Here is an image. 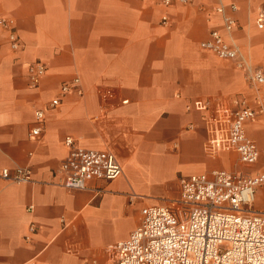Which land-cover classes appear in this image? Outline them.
Instances as JSON below:
<instances>
[{
  "label": "crops",
  "instance_id": "1",
  "mask_svg": "<svg viewBox=\"0 0 264 264\" xmlns=\"http://www.w3.org/2000/svg\"><path fill=\"white\" fill-rule=\"evenodd\" d=\"M223 2L229 12L237 4L233 35L264 70V27L256 22L264 0ZM217 3L0 0V17L15 20L21 44L13 49L0 25V264H112L115 245L139 224L141 209L178 196L182 177L239 168L236 152L206 153L199 109L203 100L238 95L255 104L244 72L201 45L212 28L223 30ZM33 62L47 66L36 87L28 74ZM76 76L83 94L62 93ZM56 97L60 103L51 107ZM37 109L45 112L41 122ZM36 126L41 132L34 135ZM246 129L261 156L255 132L264 134V114ZM68 136L85 148L111 150L121 176L92 180L85 190L57 184ZM167 159L176 162L173 189L166 178L154 180L152 166ZM18 166L31 167L34 181L2 176ZM123 222L129 226L112 239Z\"/></svg>",
  "mask_w": 264,
  "mask_h": 264
},
{
  "label": "built area",
  "instance_id": "2",
  "mask_svg": "<svg viewBox=\"0 0 264 264\" xmlns=\"http://www.w3.org/2000/svg\"><path fill=\"white\" fill-rule=\"evenodd\" d=\"M174 0H162L169 6ZM193 4L195 0H176ZM227 10L218 0L215 10L221 15L223 30L212 28L202 47L222 59L231 60L244 72L248 87L253 91L255 104L245 96L206 99L199 104L204 111L207 130L205 151L216 156L223 151L238 155L239 164H256L260 150L256 140L248 135L246 125L258 112L264 114V70L252 63L235 39L237 24L235 3ZM163 20L166 22L168 16ZM257 26L264 27V11L259 12ZM0 25L9 31L13 49L21 44L12 17H0ZM47 66L33 62L28 66L29 80L38 86ZM71 89L83 94L80 77L62 85V93ZM60 103L56 97L50 102ZM41 122L43 109L36 110ZM36 126L32 134H39ZM68 153L56 171V183L70 190H85L92 180H113L121 176L123 167L116 155L108 149L85 148L72 136L66 138ZM2 176L15 182L34 181L29 166L4 168ZM264 185V168L247 171L241 168H215L180 179L179 195L161 203L148 204L141 209L139 224L129 237L115 245L112 264H264V208L253 204L259 186ZM33 205L30 206V209ZM30 230H37L31 223Z\"/></svg>",
  "mask_w": 264,
  "mask_h": 264
},
{
  "label": "rangeland",
  "instance_id": "3",
  "mask_svg": "<svg viewBox=\"0 0 264 264\" xmlns=\"http://www.w3.org/2000/svg\"><path fill=\"white\" fill-rule=\"evenodd\" d=\"M255 135H256V138H257L261 148L263 149L258 163H256V164H238L239 168L245 169L247 171H253V172H255L256 170H261L264 168V134H259L258 132L257 133L255 132ZM226 159L231 161L232 156L228 155V157ZM156 164H157V166L154 165L155 167L153 168L155 170V177H154L155 182H159V180L161 178H166V179L170 180L169 185H170V188L173 189L176 185L175 184L176 175L174 174V170L176 168V162L173 159H167L164 161L156 162ZM234 167H237V165H235ZM253 207L260 208V209L264 208V185L259 186L257 188L256 199H255V202L253 204ZM132 213L133 214L137 213L136 207H134L132 209ZM128 226H129V222H123L120 224L119 227L113 229L112 230V239L121 236L124 233V231L127 229Z\"/></svg>",
  "mask_w": 264,
  "mask_h": 264
},
{
  "label": "bare ground",
  "instance_id": "4",
  "mask_svg": "<svg viewBox=\"0 0 264 264\" xmlns=\"http://www.w3.org/2000/svg\"><path fill=\"white\" fill-rule=\"evenodd\" d=\"M151 144H152V143H151ZM135 149H137V148H135ZM138 152H139V151H138ZM149 152H150V151H149ZM149 152H148V153H149ZM135 153H136V152H135ZM142 154H143V153H142ZM222 154H223V153H222ZM222 154H221V155H222ZM131 155H132V154H131ZM135 155H136V154H135ZM150 156H151V155H150ZM224 156H225V153H224ZM227 157H228V156H227ZM227 157H226V158H227ZM138 158H139V156H138ZM140 158H141V156H140ZM226 158H225V160H227ZM143 159H144V158H143ZM135 160H136V159H135ZM137 160H138V159H137ZM153 160H154V158H153ZM223 160H224V158H223ZM129 161H131V160H129ZM143 161H144V160H143ZM146 161H147V157H146ZM126 162L128 163V161H126ZM133 162H134V161H133ZM223 162H224V161H223ZM155 164H156V163H155ZM131 165H132V164H131ZM137 165H138V164H137ZM140 165H141V164H140ZM128 167H129V166H128ZM137 167H139V166H137ZM147 167H149V166L147 165ZM152 167H155V166H152ZM137 181H139V180H136V182H137Z\"/></svg>",
  "mask_w": 264,
  "mask_h": 264
}]
</instances>
